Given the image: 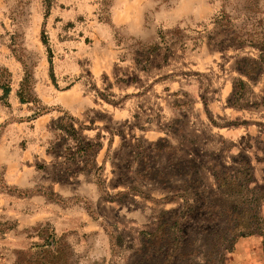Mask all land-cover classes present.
<instances>
[{
	"label": "rangeland",
	"instance_id": "1",
	"mask_svg": "<svg viewBox=\"0 0 264 264\" xmlns=\"http://www.w3.org/2000/svg\"><path fill=\"white\" fill-rule=\"evenodd\" d=\"M252 192L264 0H0V264H152L180 194L218 242ZM237 233L222 264H264Z\"/></svg>",
	"mask_w": 264,
	"mask_h": 264
},
{
	"label": "trees",
	"instance_id": "2",
	"mask_svg": "<svg viewBox=\"0 0 264 264\" xmlns=\"http://www.w3.org/2000/svg\"><path fill=\"white\" fill-rule=\"evenodd\" d=\"M9 90L8 86H4L5 94ZM20 99L22 102L30 101L23 94H20ZM41 111H43L42 108H39L36 114ZM188 161L191 162V160ZM213 173L215 178L220 181V185L227 184V181L223 182L224 178H219L217 172ZM226 195L230 194L226 193ZM180 196L184 198L182 208L165 211L164 218H160L156 231L148 233V236L144 238L150 247L158 246V250L164 249L163 252L154 254L148 259L152 264H180V259L183 256L187 257L186 264H222L226 252L231 249L228 240L233 232L238 231L237 235H250L256 232L261 233L262 227L264 229L263 217L260 215L261 201L256 192H252L250 196L248 194L242 196L245 198L244 201H241L244 206L239 213L242 216V222L234 224L233 227L228 226L225 232L219 233L218 242H208L207 238L203 239L199 236L205 233L204 229L195 226L188 230L184 227V218L190 215L192 204L184 194H180ZM202 205L199 207L200 209H202ZM225 205L226 203L220 206L222 207L221 212L229 210ZM221 212L218 215H221ZM226 220L228 221L227 218Z\"/></svg>",
	"mask_w": 264,
	"mask_h": 264
},
{
	"label": "crops",
	"instance_id": "3",
	"mask_svg": "<svg viewBox=\"0 0 264 264\" xmlns=\"http://www.w3.org/2000/svg\"><path fill=\"white\" fill-rule=\"evenodd\" d=\"M244 241V240H243ZM240 243V251L242 252H249L250 250H254V247L256 248V252L259 251V239L256 237L250 238L249 240H246V242ZM238 248V250H239Z\"/></svg>",
	"mask_w": 264,
	"mask_h": 264
}]
</instances>
